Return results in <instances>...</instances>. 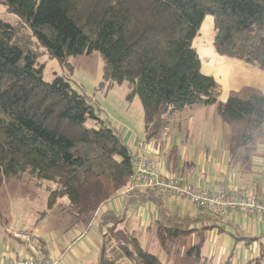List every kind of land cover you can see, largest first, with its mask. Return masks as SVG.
Listing matches in <instances>:
<instances>
[{
    "label": "trees",
    "instance_id": "1",
    "mask_svg": "<svg viewBox=\"0 0 264 264\" xmlns=\"http://www.w3.org/2000/svg\"><path fill=\"white\" fill-rule=\"evenodd\" d=\"M0 1L60 65L99 53L103 80L126 82L127 99L139 97L148 140L193 105H215L223 118L244 120L241 140H232V146L249 142L253 129L264 123L262 95L220 101L221 85L201 71L193 45L211 16L215 52L264 71V0ZM42 71L29 42L0 19V175L26 177L34 185L47 181L54 186L48 187L49 207L65 197L87 215L131 184L135 152L85 94L61 75L45 80ZM133 195L132 201L162 205L153 189ZM103 218V224L118 226L126 215L108 211ZM154 224L163 243L193 230L183 216L162 206ZM116 233L109 251L102 238L96 264H164L125 225ZM191 251L198 255V245Z\"/></svg>",
    "mask_w": 264,
    "mask_h": 264
},
{
    "label": "rangeland",
    "instance_id": "2",
    "mask_svg": "<svg viewBox=\"0 0 264 264\" xmlns=\"http://www.w3.org/2000/svg\"><path fill=\"white\" fill-rule=\"evenodd\" d=\"M0 19L13 24L18 30L21 40L26 39L29 42V48L35 53L38 63L43 65L42 76L45 80H51L53 75L65 77L73 89L88 97L94 109L105 121H109L119 131L138 156L155 159L162 173V165L155 152H158L160 146L165 142L173 147L167 154L170 157L178 158L181 164L183 162L181 154H184V145L187 144L188 158L192 160L196 156L193 160L196 164L201 165L202 163L197 160L198 154L209 149L212 145L210 143L215 138H218L217 142L220 144L226 134L239 135L244 130V120L221 118L216 112L215 105H193L185 107L168 120L162 125L158 134L147 141L139 97L134 96L131 100L127 99L130 88L126 82L110 84L103 80L104 62L99 53L72 57L68 60V66L60 65L55 58L35 42L22 21L8 12L1 1ZM212 37V17L207 16L202 23L199 35L193 42L202 57L206 58L207 51L212 53L214 49ZM207 59L208 57L205 64L206 69L208 68L207 71L215 69L216 65H210ZM218 68L227 69L223 72V77L219 79L223 84L226 97L235 95L246 99L249 96H263L264 86L254 81L253 77L229 65L218 66ZM207 71L203 73L206 74ZM220 82L218 83L220 84ZM261 132L262 129L258 128L252 131L254 137L260 135ZM140 143H143L145 149L152 152L153 155L150 157L144 155L143 151L138 148ZM200 165L197 166L198 169ZM49 186L50 188L54 187L47 181H40L39 184L34 185L26 177L16 179L0 175V248L7 243L9 245L21 243L34 246L35 250L37 249L40 253L39 258L47 264H74L75 261V264H96L102 238L103 247L109 251L110 247L114 245L112 238L117 234V229L119 226L122 228L125 225L137 236L142 246L156 254L164 264H256L257 262L264 264V240L262 239L253 242L246 239L236 242H233L232 239L231 241L227 240L228 246L226 245L223 252H214L213 250L209 252L208 245L216 244L209 240L202 247L203 256H198L196 252L192 251L191 254H187L189 248L198 242L196 234L198 232L182 235L163 243L156 234V226L153 221L150 224L138 226V201H132L133 193L138 189L133 187L132 182L101 202L87 215L80 214L65 197L58 198L49 207L47 202ZM134 203L137 204L134 205ZM108 211L126 215L124 222L121 223L122 226L114 225V227L113 224H109V226L106 223L103 224V217ZM100 229H103L105 233L103 236ZM139 230L143 233H139ZM13 236L17 238L13 239ZM91 236L98 239V246L90 251L87 250V247L81 248V243ZM245 242H249V244ZM90 247L89 245V249H91ZM52 253L54 255L49 257L48 254ZM2 260H10V258ZM69 260L72 261L68 262Z\"/></svg>",
    "mask_w": 264,
    "mask_h": 264
},
{
    "label": "crops",
    "instance_id": "3",
    "mask_svg": "<svg viewBox=\"0 0 264 264\" xmlns=\"http://www.w3.org/2000/svg\"><path fill=\"white\" fill-rule=\"evenodd\" d=\"M197 53L200 58L202 72H205L208 69L205 67L207 57L210 65H216L215 69H209L206 74L213 76L218 82H220L219 79L223 77V72L227 71V69L218 68V66L225 67L229 65L230 67L238 69L242 73L253 77L254 81H257L260 85L264 86V72L252 65L225 56H220L214 51V49L212 53L208 51L207 53L205 52L207 55L206 58L202 57L199 52ZM220 84L222 86L220 101L224 102L230 95L226 97L223 84L221 82ZM250 97L251 96L248 98ZM215 107L218 115L223 118L218 112L217 106ZM190 125H192V123H190ZM263 125L264 123L258 127V129H262L261 134L257 137L253 136L252 139L245 144H239L237 142L238 144L236 143L232 146V140L240 142L243 133L242 131L239 135H231L230 133L226 134V137L221 140L220 144L217 142L218 138H215L210 143L212 145H210L209 149L203 150L198 154L197 160L202 163L201 165L196 164L193 160L196 156L192 160L188 158L187 144L184 145V154H181V157L183 158L182 164L178 161V158L170 157L167 154L168 151L173 149L168 142L161 145L160 150L155 153L158 154L163 173L166 175H177L193 185L210 190L218 187H223L229 191L244 190L255 195L259 199L264 200ZM138 148L143 151L146 156L150 157L153 155L152 152L150 153L149 150L145 149L143 143H140ZM198 165H200L199 169L197 167ZM138 191L145 190L138 189ZM136 204L137 203H134V205ZM161 204L162 205H159L157 201L152 199L145 202L138 201V226L140 227L141 224H150L151 221L154 222L161 206L166 208L169 212L181 215L184 217L185 223L188 224L190 229H193L189 233L183 235L198 232L196 233L198 236V242L192 246L194 247L198 245V256H203L202 247L204 243L206 241L209 242V240L216 243L213 246L208 245L207 250L209 252H211V250L214 252H223L226 245L228 246L227 240L231 241V239L233 242L243 239L249 240V242L260 239L264 240V220L256 215H245L239 212H234L225 216H215L210 213H205L198 207L180 198H163ZM139 233L142 234L143 231L139 230ZM12 238L16 239L17 237L13 236ZM249 242L245 243L249 244ZM98 243V239L96 240L95 237L93 238V236H91L89 239L87 238L85 242L81 243V248L85 249L87 247V250L90 251L97 247ZM89 245L91 246V249H89ZM3 247L0 248V254L4 253V255L0 256V261L8 258L20 259L28 256L40 257L38 256L40 253L37 249L35 250L34 246H27L21 243H11V245H9L7 243V245H4ZM191 248H189L188 251H190ZM53 255L54 253L50 255L48 254L49 257ZM72 260H69L68 262H71ZM75 263L76 261L74 264Z\"/></svg>",
    "mask_w": 264,
    "mask_h": 264
},
{
    "label": "built area",
    "instance_id": "4",
    "mask_svg": "<svg viewBox=\"0 0 264 264\" xmlns=\"http://www.w3.org/2000/svg\"><path fill=\"white\" fill-rule=\"evenodd\" d=\"M133 187L153 189L163 198H180L216 216L234 212L256 215L264 220V200L244 190L229 191L223 187L210 190L193 185L179 176L164 175L153 158L133 155ZM18 236V235H17ZM0 264H47L39 257L1 260Z\"/></svg>",
    "mask_w": 264,
    "mask_h": 264
}]
</instances>
